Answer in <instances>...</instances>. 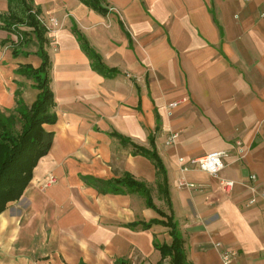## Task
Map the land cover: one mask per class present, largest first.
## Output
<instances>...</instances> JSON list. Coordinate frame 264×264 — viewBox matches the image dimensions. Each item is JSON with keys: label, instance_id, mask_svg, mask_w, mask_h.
Returning a JSON list of instances; mask_svg holds the SVG:
<instances>
[{"label": "crops", "instance_id": "obj_1", "mask_svg": "<svg viewBox=\"0 0 264 264\" xmlns=\"http://www.w3.org/2000/svg\"><path fill=\"white\" fill-rule=\"evenodd\" d=\"M34 5L59 22L47 32L57 122L44 126L53 144L23 197L0 216V264H172L157 249L172 243L168 217L191 264H221L223 249L237 264H264V0H103L105 14L79 0ZM7 13L0 0L3 112L18 90L28 106L35 101L27 103L29 90L37 96L32 81L16 72L41 65L34 39L13 55L19 39L2 27ZM77 33L109 74L94 68ZM171 102L180 103L169 116ZM120 138L156 150L170 206L154 164ZM219 152L220 178L236 183L230 195L219 178L181 171L180 160ZM50 176L56 182L45 187ZM125 176L146 185L167 217L139 193H102L93 183ZM181 180L195 188L181 189ZM153 220L163 223L142 229Z\"/></svg>", "mask_w": 264, "mask_h": 264}, {"label": "trees", "instance_id": "obj_2", "mask_svg": "<svg viewBox=\"0 0 264 264\" xmlns=\"http://www.w3.org/2000/svg\"><path fill=\"white\" fill-rule=\"evenodd\" d=\"M8 13L3 18V29L16 35L19 39L14 46L13 55L17 56L30 45L34 39L38 46L37 56L41 59L39 68L21 67L16 73L32 81V88L37 91L35 101L28 106L21 91H16V106L13 110H0V216L7 210L9 204L19 201L33 179V173L41 159L47 156L53 144L54 134L47 132L45 125H54L57 117L54 112L55 97L50 87L51 60L47 51V31L38 20L39 12L34 0H7ZM90 9L101 14L106 13L103 0H79ZM84 52L92 61L94 68L102 74H109L99 57L93 53L86 40L77 33ZM122 144L131 145L135 154L149 159L156 168V184L159 194L169 202V187L166 168L155 149L147 150L120 138ZM102 193L120 194L124 192L139 193L147 197V205L161 217L165 213L153 204L150 191L146 185L136 181L131 176L104 182L93 179ZM167 217V216H166ZM155 223L142 224V229H149ZM139 226L138 224L134 225ZM166 226L171 228L172 243L158 246L163 259L170 258L172 264H191L188 261L184 240L180 238L173 217H168ZM116 264H123L118 261Z\"/></svg>", "mask_w": 264, "mask_h": 264}, {"label": "built area", "instance_id": "obj_3", "mask_svg": "<svg viewBox=\"0 0 264 264\" xmlns=\"http://www.w3.org/2000/svg\"><path fill=\"white\" fill-rule=\"evenodd\" d=\"M112 11H115L119 14V11L117 9H112ZM38 20L40 23L44 26L47 32H52L55 28L59 26V22L55 18H50L48 21L44 20L41 17H38ZM180 102H171L168 104V115L172 116L173 112L176 110V108L179 106ZM177 135L173 134L169 137L167 141V145L171 146L175 143L177 139ZM239 148V153L243 155V148L242 144L239 142L237 144ZM225 157L226 155L224 153H212L207 156H203L200 158H193L187 161L180 160L181 163V171L183 173H187L189 171L197 170L201 172L208 173L209 175L219 178V187L221 191L226 194L230 195L232 191L234 190L236 183L234 181L226 180L220 178V173L225 168ZM251 187H254L257 177L255 175H251L250 178ZM56 182V178L54 176H50L45 181L44 186L49 187L53 185ZM179 187L181 189H194L195 185L187 183L185 180H181L179 183ZM255 200H252L250 204H254ZM221 264H237V253L233 250L229 249H223L221 252Z\"/></svg>", "mask_w": 264, "mask_h": 264}, {"label": "rangeland", "instance_id": "obj_4", "mask_svg": "<svg viewBox=\"0 0 264 264\" xmlns=\"http://www.w3.org/2000/svg\"><path fill=\"white\" fill-rule=\"evenodd\" d=\"M35 94H36V92H32L31 90L28 91V93H27V103L28 104H31L34 101V99L36 97Z\"/></svg>", "mask_w": 264, "mask_h": 264}]
</instances>
